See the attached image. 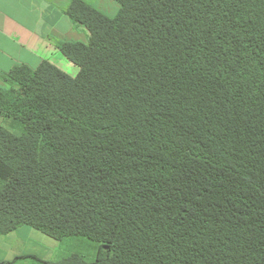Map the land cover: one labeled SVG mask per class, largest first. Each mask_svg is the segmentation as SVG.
Here are the masks:
<instances>
[{"label": "trees", "instance_id": "obj_1", "mask_svg": "<svg viewBox=\"0 0 264 264\" xmlns=\"http://www.w3.org/2000/svg\"><path fill=\"white\" fill-rule=\"evenodd\" d=\"M73 0L88 42L0 86V236L99 244L0 264H264V0Z\"/></svg>", "mask_w": 264, "mask_h": 264}, {"label": "crops", "instance_id": "obj_2", "mask_svg": "<svg viewBox=\"0 0 264 264\" xmlns=\"http://www.w3.org/2000/svg\"><path fill=\"white\" fill-rule=\"evenodd\" d=\"M72 1L0 0V86H6L3 77L14 68L27 66L37 69L43 62L51 63L73 78L78 76L80 68L60 48L66 42L86 43L89 40V32L67 14ZM86 1L100 9H103L105 2ZM26 227L4 236L7 238L8 256L13 258L1 261H13L24 256L37 257L34 253L22 250L27 241L32 239V230H35Z\"/></svg>", "mask_w": 264, "mask_h": 264}, {"label": "rangeland", "instance_id": "obj_3", "mask_svg": "<svg viewBox=\"0 0 264 264\" xmlns=\"http://www.w3.org/2000/svg\"><path fill=\"white\" fill-rule=\"evenodd\" d=\"M103 11L109 17H114L118 14L120 6L113 0H104ZM95 6V5H94ZM5 85V84H4ZM7 86V85H6ZM9 121L0 117V127H7ZM24 228H28L24 226ZM33 236L31 240H28L25 246L23 247L24 252L34 253L41 260L48 261H57L64 256L70 254H78L85 257L88 261H93L96 259L97 252L99 249V244L91 241L87 238L75 237L68 238L63 241H57L52 238H49L45 234L32 230ZM24 235L26 233H23ZM9 239V238H8ZM5 241L7 238L4 236L0 237V261L5 258H13L8 256V245H6ZM21 251V250H20ZM21 264H39L38 262L28 259L23 260Z\"/></svg>", "mask_w": 264, "mask_h": 264}]
</instances>
